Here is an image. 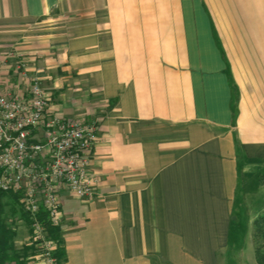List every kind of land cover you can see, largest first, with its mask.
Segmentation results:
<instances>
[{"label":"crops","instance_id":"obj_1","mask_svg":"<svg viewBox=\"0 0 264 264\" xmlns=\"http://www.w3.org/2000/svg\"><path fill=\"white\" fill-rule=\"evenodd\" d=\"M0 66V92L37 78L53 114L98 124L96 197L61 192L62 264H234L251 244L264 0H0Z\"/></svg>","mask_w":264,"mask_h":264},{"label":"built area","instance_id":"obj_2","mask_svg":"<svg viewBox=\"0 0 264 264\" xmlns=\"http://www.w3.org/2000/svg\"><path fill=\"white\" fill-rule=\"evenodd\" d=\"M17 71L26 77L24 64ZM50 103L37 78L25 92H0V192L19 196L32 218V240L47 264H57V243L39 216L44 212L52 227L61 228L63 190L80 199L96 197L100 180L92 162L98 124L53 114Z\"/></svg>","mask_w":264,"mask_h":264},{"label":"trees","instance_id":"obj_3","mask_svg":"<svg viewBox=\"0 0 264 264\" xmlns=\"http://www.w3.org/2000/svg\"><path fill=\"white\" fill-rule=\"evenodd\" d=\"M4 196H9L12 198L18 204L21 218L24 220V222L29 225V227H31L32 224V218L27 212L23 210V207L20 204L19 196L13 193L0 192V264H25L22 263V256H19L18 252H16L14 248V231H12V229L3 221ZM39 218L44 223L49 237L57 243V249L55 250L53 256L56 259L57 264H62L64 261V248L61 239V230L60 228L52 227L47 222L46 214L44 212L40 214ZM254 225L257 235L261 236L263 241L256 249V254L258 257L257 261L258 264H264V252H262V249H264V214L255 221ZM10 252H12V254ZM27 255H24L23 258Z\"/></svg>","mask_w":264,"mask_h":264},{"label":"rangeland","instance_id":"obj_4","mask_svg":"<svg viewBox=\"0 0 264 264\" xmlns=\"http://www.w3.org/2000/svg\"><path fill=\"white\" fill-rule=\"evenodd\" d=\"M3 203V221L12 229V231H14V248L19 256H22L21 260L23 262H21L27 264L26 256L24 258L23 256L31 254L32 252L40 253L42 255L41 248L32 240V229L21 218L18 204L9 196L3 197ZM262 242V238L257 235L254 225L251 244L238 245L237 247L232 248L230 256L233 259V263L258 264L256 249ZM262 252H264V249H262ZM10 253L12 254V252Z\"/></svg>","mask_w":264,"mask_h":264}]
</instances>
